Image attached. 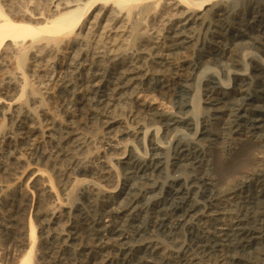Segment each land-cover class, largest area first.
I'll return each mask as SVG.
<instances>
[{
    "label": "bare ground",
    "instance_id": "obj_1",
    "mask_svg": "<svg viewBox=\"0 0 264 264\" xmlns=\"http://www.w3.org/2000/svg\"><path fill=\"white\" fill-rule=\"evenodd\" d=\"M145 1H149V3L147 2L148 4H144ZM153 1H154V5H155L154 9L156 11H159L162 7L161 1L160 0H153ZM167 1H169V0H167ZM213 1H215V0H172V1L168 2V3H170V7H171V10L173 12V13L171 12V14H170V11L168 10L170 7L168 8L167 4L165 3L166 8L169 11V14H167L168 12H166V11H165L166 13L165 14L163 13V14L165 16H166V14L171 15V17L168 18V23L166 20L165 26H164L162 21H161L162 22L161 23L160 21L157 20L158 22H160V24H163L164 29H162V32H160L161 34H159V32H158L159 28L158 29L156 28L157 29L156 33L159 34V36H156L153 34L156 37L152 38V42H151V44H153V46L151 45L152 47L146 48V46L148 44L147 45L145 44L146 46H143V48L145 47V50L148 49L147 51H149V53H147L148 57L144 58V56H141V54L140 55L137 53L133 54L134 52L126 54L127 51L125 53L123 52L122 56L117 54V55L112 57L114 60V63L111 64L112 66H110V67H112L111 71L107 70L106 68H104L106 70H103L104 66L102 65L103 63H101V62H99V63L103 66V67L100 66L102 68V70L98 68L95 71V65H94V63L90 62L92 60L89 59L91 57L88 58L89 61L86 60L87 58H85V56L87 55V53L85 56L83 54H79L81 52L79 49H78V55L75 52L74 53L76 55H72L74 53H70V55L68 54V56L66 58L64 57L67 60H65V65L62 68L63 71L60 73L61 76L59 75V77L57 78V81L56 82L54 81L55 86L58 89L61 88V90H62V88H63V90H64V92H62L60 90V92L63 93V95H62L63 96V102H64L63 108H65V110L69 114H73L76 111H80L81 105L82 106L86 105L90 110L89 112L92 115H94V117L99 116L101 118L104 117V118L108 119L107 121H105V124H106V127L108 129H110L111 132H114V129L116 127H118V128L122 127L121 129L117 128L118 129L117 134H114L113 137L109 135V137H111L110 139L112 140V142L109 141L110 145L107 144L112 149H115V150L121 149V148H119L120 147L119 142L116 143L117 141L115 138L118 139L119 136H123V135L127 136L131 132V130L126 125H125L126 127L123 126L125 123L123 124L122 121L116 120L114 118H109L111 108L114 106H115V108H117L116 105H114L115 101L120 100L121 96L124 92L126 93L127 90H129V89L131 90L132 87L134 89V87L137 84L139 85V87L141 89L140 91H142L144 94L145 93H147V94L151 93L152 94L151 96L153 98H155V100H158V101H159V99H163V100L167 101V98H173L174 96L182 95L181 94L182 91L179 90L181 88L179 85H181L180 82H182L184 79L186 80V78H183L184 76L181 75L180 72H182L183 70L185 71V67L182 70L180 68V66L179 67L176 66L175 63L173 62L175 59L172 61V56L174 55L175 52H178L179 50L184 49L186 51V46L187 45L189 46V44L192 42V37L190 36L191 32L189 34L188 30L189 29L194 30V28H192L195 25L194 23L201 21L202 16H204L207 12H210L209 6H211L210 3ZM216 1H215L216 4L214 5V7L212 9V10H214V14L218 18V20H216V22H217L216 26H215L216 28L211 31V34L209 35L208 40H206L207 42L205 41L206 43L204 45H202L201 52L199 53V56L197 55L198 59H197L196 63L193 64L191 71L197 70L196 68L198 67L199 64H201L203 62L204 63L209 62L211 57L215 58L216 60L222 59V58L227 60L229 63L227 65V67L226 66L225 67L226 68L229 67L230 68L229 70H231V71L232 70L236 71V68H238L240 66V62L238 60L240 53L242 51L244 52L245 50H251V51H255L257 54V56H255L254 58H251L252 59L251 62L253 64V69L255 72V73H253L255 75L252 74L254 80L252 81L253 83L252 82L251 83L254 86L252 85V88H249L248 84H247L248 79L246 80L243 77L242 78L240 77L241 79H239V82H237V85L235 87H233L231 90L227 91L225 89L223 90V88H220L219 83H217L213 80H210L211 78L209 79V77H208L209 80L206 79L207 82H209V84H210L208 86V89H207L208 94L206 95V102L209 105V109H207V110L211 113L210 114L211 117L209 116L210 119L208 121L205 120L201 134L206 136L207 139H209L211 137H216V138L221 140L222 146L220 145L221 147L220 146L218 147L221 149H218L220 151L217 154L219 157H216V158L217 159L219 158L218 161L220 162V164L223 167H227L230 169L234 168V170H230L231 172L228 171L229 173H227V174L225 173L227 175L226 176V182L223 180L225 183H227V182H231L230 184L233 183L232 186H229V187L223 186V184H221V182H219L221 186L219 184H217L218 179L215 178L217 176V174H216V176H214V174H213V173H215L213 166H215L216 164L214 162H213V164H210V161H208V159L207 160H204V158L201 159V155L204 151L201 153L200 152L201 150L199 151V150H196L195 148H193V146H192L193 144L186 143L188 141L184 142L182 140L181 141L178 140L179 142L177 141V143L174 147V153H175V156H173L174 157V161H173L174 165H178L181 163H191V165H194L195 163L199 164L198 166L196 165L197 167H194V168H197V170H199L198 171V177L196 175L195 179L202 186H208L207 191H203V190L202 191H203V195L206 196L207 200H209V205H210V215L207 216L205 214V216L210 217V218L208 220H206L205 223L203 222L205 224V226H204V229H203V232L201 235L200 234L199 235H197V234L192 235L193 241L192 240L191 241L193 242V244L191 246L190 252L189 251L186 252L183 256H180L179 258L176 257V259H175V257H173L174 261L171 260V262H172L171 264H204V263H207L209 261L213 262V260L214 261L221 260L225 264H260L262 261H264V68L261 65V63L264 60V13H262L260 10L261 9L260 2L264 1V0H243L247 3V6L245 7L246 9H245V12H244L242 18L241 19L239 18L240 21L238 20L239 21L238 26H237L238 28H236V26H233V25H228L227 32H223V31H226L225 29L218 31L219 28L220 29L222 28V25H220L222 22V18L228 14L227 4L230 2H233V5H234L235 4L234 2L237 3V2L242 1V0H216ZM37 2H38V0H37ZM97 3L102 4L100 6H103V7H101L99 9L100 10L99 12L98 11L96 12V13H98V15L95 13L97 15V16H95V18L87 20V22H86L87 26L85 27V29L87 28L86 30H88V33L90 35H93L94 31L96 32L95 34L97 36H98L97 32H99L103 36L105 34H110V32L112 33V35H113V33L116 34L115 40L113 38L112 39L113 42H111V43H114V41H115V44H116V42H117V46H119L118 47L119 49H121L122 47H126V45H125L126 39L125 38H127L129 36V34H128V36L124 38V36L126 35L125 34L126 29H127L126 25H128L126 23H130L132 21L133 17L137 13V11L140 10L141 13H146V12L150 11L151 7H152L151 6L152 2H150V0H65V2H60V0H56L51 5L52 7L50 6L51 10H50L49 14H47V17L44 16V15H46V13L45 14L41 13L40 17L37 18L35 15H31L32 13L29 15V14H27V12L21 13V14H19V12H17L18 15H17V13H16V15H15V13H14V15L12 13L10 14V12L7 11L9 9L5 10L4 6L0 2V48L4 44H6L5 51L3 50L4 52L1 54V57L9 58V57H12L14 54H16V61L15 62L17 64V68L19 67V69H24V67L27 65L28 49H30L33 46L38 45L40 43H42V44L45 43L46 45L59 46L61 44V42H63V40H65V38L70 37L72 35L76 36L77 35V33H76L77 28L85 21L86 15L93 9L94 5ZM40 4H42V3H40ZM109 4L110 5L112 4L114 6L113 8L111 7L112 5L110 6L111 7V9H110L111 14L109 13L110 14V21L106 19L108 24H105L106 23L105 22V23H101L102 25L104 24L103 26L99 25L100 24V23H98V21H100V20H98L99 19L98 17L100 16L99 13L105 12L104 8L107 7ZM242 5H240V6L242 7ZM229 6H230V4H229ZM48 7H49V5H48ZM44 8H46V7H44ZM108 15H107V17H108ZM101 17L103 18V16H101ZM136 17H138V16L136 15ZM233 17H234V15H233ZM139 18H140V16H139ZM163 18H162V20H163ZM165 18H164V20H165ZM134 21H136V20H134ZM134 21H133V24H134ZM110 22H112V23H110ZM234 23H235V21H234ZM192 24H194V25L190 28V26ZM213 24H214V22H213ZM113 25H114V27H113ZM142 25H144V24H142ZM84 26H85V24H84ZM225 26H226V23H225ZM140 27H141V25H140ZM212 28H213V26H212ZM153 30H155V28H153ZM79 31H81V30H79ZM79 31H78V33L80 34ZM81 33H82V31H81ZM88 33H86L87 34L86 36L85 35H81V36L82 37L85 36L87 39ZM193 34H194V32H193ZM138 35L141 36L140 33ZM97 36H95V37H97ZM77 37H78V35H77ZM70 40L73 41V39H70ZM87 40H90V39H87ZM146 40H147V38H146ZM26 42H29L28 44L31 45L30 48L29 47H27V48L23 47V44H25ZM99 42L97 41V43H99ZM105 43H106V41H105ZM126 43H128V42H126ZM148 43H149V41H148ZM26 44H25V46H26ZM101 44H103V43H101ZM70 45H72V44H70ZM80 45H81V43H80ZM87 45H89V44L87 43ZM97 45H95V46H97ZM20 46L23 48H21ZM83 47H85V45ZM199 47H201V46H199ZM54 48H56V47H54ZM102 48H104V46ZM126 48H124V49H126ZM94 49H95V47H94ZM97 49H98V47H97ZM117 49H115V50H117ZM115 50H114V52H115ZM89 51H91V50H89ZM97 51H95V52L97 53ZM101 51L103 52L102 49L100 50V52ZM106 51L108 52V50H106ZM112 51H113V49H112ZM137 51H140L139 48ZM199 51H197V52H199ZM63 52H65V51H63ZM67 52H65V53H67ZM116 52L118 53V51H116ZM90 53L92 54L93 51ZM94 54H92V55H94ZM98 57L100 58L101 56H98ZM112 58H111V60H112ZM213 58L211 60H213ZM12 59H11V61H12ZM107 59H108V56H107ZM28 61H30V60H28ZM190 61H192V60H190ZM109 62L110 61H108L107 63H109ZM150 62H151V64H153L155 66L154 69H152L154 66L153 67H152V65L150 66V64H149ZM251 62H249V63L251 64ZM8 63H9V61H8ZM12 63H14V62H12ZM96 63H98V62L96 61ZM99 63H98V66H99ZM187 66H189V65H187ZM243 66H241L240 69ZM189 68H190V66H189ZM145 69H147L146 70L147 73H144ZM149 69L154 70L153 73H151L152 70H150V73H148ZM186 69H188V68H186ZM240 69H238V70H240ZM39 70H40V68H39ZM238 72H240V71H238ZM190 75H191V73H190ZM238 75L242 76L241 74H238ZM21 76H22V79H24L23 78L24 74ZM52 76H53V74H52ZM188 76H189V73H188ZM6 78H8V77H6ZM193 78H194V76H193ZM212 78H214V76ZM51 79H52V77H51ZM51 79L48 80L49 83H50V81H52ZM18 82H20V81H18ZM21 82H23V81H21ZM12 83H14V81H12ZM52 83H53V81H52ZM5 84H7V83H5ZM8 84H11V82H9ZM235 84H236V82H235ZM22 85H23V87H21L20 83H19V86L22 88V93L24 95V93L27 92L29 85H28V82H26V81ZM48 85H50V84H48ZM16 86H18V85H16ZM178 86L180 87L179 89H178ZM0 90H1V88H0ZM4 90H5V88H4ZM16 90H17V88H16ZM30 90H31V88H30ZM31 92H32V90H31ZM129 94H131V93H129ZM204 94H205V92H204ZM40 95H42V94H40ZM139 96H140V94H139ZM41 97L44 98L43 95ZM141 97H142V95L140 96V98H137L135 96L133 98V100H131V102H130L131 119L132 118H135V119L141 118L142 120L145 119V120L149 121L150 125L153 124L155 127L157 126V129H156L157 134H159L161 132L162 128H163L162 130H164L163 133L164 132L169 133V132H171L172 128L180 129L183 126H186V127H192L193 126V124L188 120V118L183 117V116H179L175 112L169 113V112L161 111L158 108L156 109L153 107V105L151 103L148 102L147 99L143 101L141 99ZM19 99H21V96ZM59 99H60V97H59ZM178 99H180V98H178ZM203 100H205V98ZM15 101L17 102L18 100H15ZM19 101H21V100H19ZM42 101H43V99H42ZM149 101H151V100L149 99ZM9 102H10V100H9ZM16 102H15V104H16ZM39 103L37 102V104H39ZM162 103H164V101ZM177 103H178L177 109L179 110V113H184L185 108H187V105L184 103H179V102H177ZM8 104L7 105L9 107L14 106L13 103H11V104L8 103ZM18 104H20V103H18ZM44 104H45V102H44ZM255 104H258V105L255 106ZM40 105L41 104H39V106ZM250 106L255 107V109H248L247 107H250ZM16 108H18V107H16ZM81 108H84V107H81ZM84 109H86V108H84ZM113 110H114V112H116L115 109H113ZM14 111H16V110H14ZM45 111H44V113H46ZM29 112H31V111L29 110ZM79 114H81V112ZM112 114H111V116L115 115V114L114 115H112ZM27 115H28V113H27ZM29 115H30V113H29ZM31 115H33V114H31ZM30 117L32 118V116H30ZM70 117H71V115H70ZM114 117H116V116H114ZM204 119H206V118H204ZM138 123H139V120H138ZM27 124H29V123H27ZM27 124H24L23 126L20 125L21 127L19 129V131H20L19 133H20V135H22L24 140L32 139V137H34V135L38 131V129L35 126H32L33 124L31 125V123H30V125H28V126H27ZM34 124H36V123H34ZM52 124H50L51 127H48V129H47L48 138H49V139L48 138L47 139L49 141L51 140L50 141L51 145H52L51 148H53L51 151L52 153L51 152H41V149L43 147L39 150L37 145L33 144V142H32V145L29 144V146L27 147L28 150L30 151V153L32 154V156L35 157L38 161L43 160L46 156L50 160H52V157H53V159L57 160L56 159L57 157L66 156V155L72 153L71 152L72 149L77 148L79 145H81L80 141L83 138L81 140H79L78 139L79 137H77V135L73 132L74 130L72 132H70L73 128L70 131L68 129H67L68 131L67 130L63 131L60 129L55 130L54 124H56V123H52ZM50 125L48 123V126H50ZM38 128H40V127H38ZM200 128H202V127L200 126ZM140 133H141V131H140ZM108 134H109V131H108ZM144 134H145V132H144ZM148 134H149V132H146V137ZM169 134H166V136H168ZM137 135H138V133L135 136H137ZM164 135H165V133H164ZM45 136H46V133H45ZM166 136H161V137L166 138ZM202 138H203V136H202ZM202 138H200V139H202ZM32 141H33V139H32ZM17 142H19V141H16V143L13 142V144H12V146L15 147V150L18 147ZM30 142L31 141H29V143ZM127 142H129V141H127ZM173 144H172V147H173ZM25 145H26V143H25ZM161 145L158 144V149L163 150ZM247 145H251L253 147L251 150L247 151V152H249V151L250 152H249V154L247 153L248 155H247L246 159L243 160V162L245 161V163H243L241 161L243 165H241L239 168H236V167H238L236 165V163L239 162V159L242 157V155H244L245 150L247 149L246 148ZM20 146H21V144H20ZM123 146H124V144H123ZM49 149H50V147H49ZM84 149H85V147H84ZM15 150H14V152H15ZM142 150H144V148ZM6 151H8V150H6ZM13 153L8 152L7 156H11ZM87 153H88V151L86 152V154ZM118 153H117V155H118ZM144 153H145V151H144ZM78 154H79V152H78ZM129 154H130V152H129ZM131 154H132V152H131ZM159 154L160 153L154 154L153 156H155V157L151 158L150 160H142L141 158H136L137 156L133 157V156L129 155L128 157H126L127 161H125V163H124L125 165H127L129 167L128 168L129 169L128 174L132 177L139 178L141 181H145V183H146V181L147 180L149 181L150 177H152L151 174H153V172L155 170H158L163 165L162 162L160 161V158H158V157H160ZM1 156H3V155L1 154ZM4 156H5V154H4ZM7 156H6V159H7ZM68 156H70V155H68ZM138 156H140V155H138ZM156 156H158V157L156 158ZM211 156L213 157V155H211ZM211 156H209V157H211ZM97 158H98V156H97ZM6 159H4V160L2 159V160L6 161ZM17 159H18V157H17ZM65 159H68V158L66 157ZM65 159H63V161ZM94 159L96 160V157ZM118 160H119V158H118ZM3 161H2V163H3ZM60 161L61 160H59V162ZM104 161H106V159ZM14 162H17V161L14 160ZM84 162H85V160H84ZM113 162H114V160H113ZM219 162H218V164H219ZM91 163H93V160L91 161ZM91 163H89V164H91ZM102 163H104V162H102ZM16 164L17 163H15V165ZM84 164L86 165L87 163L85 162ZM94 164H96V163H94ZM101 164H100V168H101ZM237 164L240 165V163H237ZM49 165H50V163H49ZM13 166H14V164H13ZM66 166H69V165H66ZM108 166L106 165L107 172H104L101 174L106 175L109 173L108 172L109 171ZM93 167H95V166H93ZM218 167H219V165H218ZM227 168H224V169L226 170ZM90 169L91 168L87 169V171ZM56 170L58 171V169H56ZM72 170H73V167H72ZM81 170H86V167H82ZM220 170H222L221 167H220ZM6 171H4V173ZM68 171H70V170H68ZM194 171L195 170H193V172ZM212 171H213V173H211ZM28 172H30V171H28ZM75 172L77 173L78 171H75ZM32 173H35V172H32ZM93 174H95V173H93ZM115 174L116 173L114 172V175ZM196 174H197V172H196ZM19 175H21V173ZM30 175H32V174H30ZM15 176H17V175H15ZM153 176H154V174H153ZM13 178H15V177H13ZM19 178H20V176H19ZM92 178H93V176H92ZM65 181L64 182L67 183V180H65ZM68 181H70L69 178H68ZM223 181H222V183H223ZM98 182H100V181L98 180ZM61 183L65 185V183H63V182H60L59 185ZM43 184H45V183L43 182ZM67 184H69V183H67ZM106 184H108V183H106ZM141 184H140V187H141ZM96 185H98V184H96ZM103 185H105L104 182H103ZM112 185L111 186L114 187V184H112ZM177 185L172 186L167 191L164 190V191H166L165 195H163V197H161V199L155 200L153 203L148 204L145 209H142L144 206H142V208H140L139 207L140 205L136 207V205H134L135 204V198L131 199L129 204H131L132 206L134 205L132 207V211L125 210L124 209L125 206L123 205V207H122V204L120 202H119V205H121V207L119 205H115L117 196H114L113 192H104L105 193L104 195L109 194V196H105V199L102 201L100 206L97 208L98 213H99L98 217L95 219L93 217L92 221L91 220L86 221L85 228H83V233H82L83 235H81L86 240V242H87L86 244L91 246L92 251L90 253L89 252L86 254L84 253L85 256H83L84 257L83 258L82 257V255H84V254H82L83 252L74 253V252H72L73 250L66 251V250L61 248L62 249L61 254L58 257L56 262H58L60 264H68L69 262L71 263L72 261H78L81 263L90 264L94 257L101 256V257L106 258V259L104 258L105 260H102L103 261L102 264L103 263H105V264H163L162 257H161L163 254L161 255V253H160V248L158 247L159 244L158 245L155 244L154 241L149 242L146 246H143L142 248L137 249V250L136 249L128 250L124 247L125 246L124 243H121V242H123V240H124L123 238L125 237V230H127L128 228H133L135 230L134 231V234L136 235L135 237H140L141 239L144 238L143 235L149 234V232H152V229H154V230L157 229L160 232H162L163 234H165V236L170 237L172 239H176L177 237H179V232H180L181 228L183 227V225L185 224L186 220L188 219L189 215L192 213L193 208H192V205H190L191 203L188 204V202H187V194L184 192V190H183L184 188L177 187ZM94 186H95V184H94ZM221 187H224V188L227 187V188L221 189ZM43 188L41 189L42 193H43V190H45ZM64 188L66 189V187H64ZM92 188H94V187H92ZM108 188H110V186ZM94 190H96V189H94ZM114 190L115 189H113V191ZM130 190H132V192H130L131 196L133 194H135L134 193L135 191H137L135 187H130ZM46 191H47V189H46ZM90 191H91V189H90ZM148 192H150V191H148ZM143 194H146V192ZM91 195H89V196H91ZM131 196H129L128 198H131ZM87 197H86V199H87ZM82 198H84V197L82 196ZM94 199H96V198H94ZM91 200H93V199H91ZM91 200H90V202H91ZM124 202H126V201H124ZM87 204H88V202H87ZM90 205L93 206L92 204H90ZM74 207H77V206H74ZM207 207H209V206L207 205ZM93 210L95 211L94 207H93ZM141 210H143L145 212L144 218H142L143 216L141 217V215H140L141 212H139V211H141ZM55 211H56V209H55ZM88 211H91V209ZM53 212H54V210H53ZM77 213L79 214L80 211ZM56 214H57V212H56ZM76 216H78V215H76ZM79 216L81 217L80 214H79ZM83 217H84V215H83ZM83 217H81V219ZM91 217H92V215H91ZM55 218H57V217H55ZM66 221H68V220H66ZM139 223L145 224V226L140 227L139 225H141V224H139ZM74 226H75V224H74ZM64 227H65V225H64ZM201 230L202 229H200V231ZM59 234H61V233H59ZM73 234H71V235H73ZM29 236H30L29 237L30 250L22 259L21 264H31V262H32L31 261L32 260V254L34 252L33 249L35 248L34 245H35L36 238H37L33 226L31 227ZM81 236H80V239L82 238ZM76 237L77 236H75V239H76ZM78 237H79V235H78ZM181 237H180V239H181ZM52 238H53V236H52ZM52 238L49 241L50 247H48V248L46 247L50 251L53 249V246H55V245L57 246L58 244H60L62 242L61 239L59 240L58 238H55V237H54L55 239H52ZM148 238H150L149 235H148ZM65 239H67V237H65ZM106 239L108 241H106ZM141 239L139 241H141ZM166 239L169 240V238H166ZM76 240H79V238ZM85 240H84V242H85ZM79 243H80V241H79ZM71 244H73V243H71ZM67 245H69V244H67ZM74 245H76V244L74 243ZM80 245H81V243H80ZM87 245H86V247H87ZM77 246H79V244H77ZM65 249H67V248H65ZM74 249L76 250L77 248H75V246H74ZM164 249H166V248H164ZM56 250H54V251H56ZM105 251H106L107 255H106V253H104V254L107 257L105 255L103 256V254H102ZM127 251H129V252H127ZM164 252L165 251H163V253ZM56 253H57V251H56ZM52 254H54V252ZM54 255H56V254H54ZM50 257H52L51 254H50ZM56 257H57V255H56ZM56 257H54V258H56ZM101 257H100V259H101ZM95 260H98V259H94L93 262ZM164 260H166V259H164ZM167 262H165V264H167ZM213 263H215V262H213ZM91 264H94V263H91ZM95 264H97V263H95ZM218 264H220V263H218Z\"/></svg>",
    "mask_w": 264,
    "mask_h": 264
},
{
    "label": "rangeland",
    "instance_id": "obj_2",
    "mask_svg": "<svg viewBox=\"0 0 264 264\" xmlns=\"http://www.w3.org/2000/svg\"><path fill=\"white\" fill-rule=\"evenodd\" d=\"M55 1L56 0H46V1L45 0H38V2H37V0H0V2L4 6L5 10H7V9L10 10V11L7 10L8 12H10V14L12 13L14 15V13H15V15H16L17 12H19V14L27 12V14L30 15L32 13L31 15H35L37 18L40 17L41 13H43V14L46 13V15H44V16L47 17V14H49V12L51 10V7H52L51 5ZM160 1H161V4H162V7H161V9L159 8L160 9L159 11H156L154 9V7H155L154 1L150 0V2H152L151 3L152 7H151L150 11H148L146 13H141L140 10H139V11H137V13L138 12L139 13L138 14L136 13L135 16L133 17V19L131 21L132 23L131 22L130 23H126L128 25H126L127 29H126V33H125L126 35L124 36V38L127 37L128 34L130 36V37L128 36L127 38H125L126 42H128V43L125 42V45H126L127 48L126 47H122L121 49H119L118 48L119 46H117V42H116V44H115V41H114V43H111V42H113V40H112L113 38L115 40V35L116 34H114V33L112 35V33L110 32V34H105L103 36L99 32H97L98 36L99 35L101 36V37L99 36L100 37L99 38L95 34L96 33L95 31L93 32L94 33L93 34L94 36H93V35H90L88 33V30H86L87 28L85 29V27L87 26L86 25L87 20L95 18V16L98 15V13H96V12L97 11L99 12L100 11L99 9L101 7H103V6H100V5H102L100 3L95 4L93 9L86 15L85 21L82 23L83 25L81 24L79 26L81 29L79 27L77 28L76 33H77L78 37H77V35L76 36L72 35L70 37H67V38H65V40H63V42H61V44L59 46L46 45L45 43H43V44L40 43V44L35 45L32 48H30L31 45L28 44L29 42H26L27 44L25 43L26 46H25V44H23V47H25V48L29 47L30 48V49H28V52H27V58L30 61L27 60V65L24 67V69H19V67L17 68V64L15 62L16 61V54L13 55L14 57L13 56L9 57L10 59L1 57V54L5 51L6 44H4L0 48V85H1L0 86V88H1V90H0V100H1L0 101L1 102L0 103V161H1L0 162V164H1L0 165V187H1L0 188V264H21L22 259L24 258V256L30 250V247H29L30 246V240H29L30 236H29V234H30V230H31L32 226L34 227V230H35L37 238H36V242H35V245H34L35 248L33 247L34 248L33 249L34 252L32 254V260H31L32 262H31V264H34V263L35 264H60V263H58L56 261H57L58 257L60 256L62 249L66 250V251L73 250L72 252H74V253H76V252H83L82 254H84V253L86 254L88 252L90 253L92 251L91 246L86 244L87 243L86 240L81 235H83L82 234L83 233V228H85L86 221L87 220L88 221H90V220L92 221L93 217H94V219L98 217L99 213H98V209L97 208L100 206L102 201L105 199V196H109V194L108 195H104L105 194L104 192H113V195L117 196L115 205H119V202H120L122 204V207H123V205L125 206L124 207L125 210L132 211V207L134 205H136V207L140 205L139 206L140 208H142V206H144L142 209H145L148 204L153 203L155 200L161 199V197H163V195H165V192L169 188H171L172 186L177 185V184H178L177 187L184 188L183 190L187 194V202H188V204L191 203L190 205H192V208H193L192 213L189 215L188 219L186 220L185 224L183 225V227L181 228V230L179 232V237H177L176 239H172L170 237L165 236V234H163L159 230L152 229V232H149V234L143 235L144 238L141 239L140 237H135L136 236L134 234L135 230L133 228H128L127 230H125V237L123 238L124 240L121 243H124V245H125L124 247L126 249H128V250H130V249L131 250H133V249L137 250V249L142 248L143 246H146L149 242L154 241L155 244H157V245L159 244L158 247L160 248V253H161V255L163 254L161 256L163 264H165V262H167V261H168L167 264L168 263L171 264L172 263L171 260L174 259L173 257H175V259H176V257L179 258L180 256H183L186 252H188V251L190 252L191 246L193 244L192 235H194V234H197V235L200 234L201 235L202 232H203L204 226H205L204 223L206 222V220H208L210 218V217H207V216L210 215L209 200H207L206 196L203 195V191H207L208 186H202L195 179L196 175L198 177V171L199 170H197V168H194V167H197L199 164H196V163L194 165H191V163H181V164H178V165H174L173 164L174 163L173 162L174 161V157L173 156H175L174 147H175V145H176L178 140H180V141L182 140L184 142L188 141L186 143L193 144L192 146L196 150H199V151L201 150L200 151L201 153L204 151L202 153V155H201V159L202 158H204V160L208 159V161H210V164H213V162L216 164V165L214 164L215 166H213V168L215 170V173H213V171L211 173H213L214 176H216V174H217V176L215 177V178L218 179L217 180V184L220 185L219 182H221V184H223V186H227V187L233 185V183L230 184L231 182H227V183H225V182H226V176H227L226 174L231 172L230 170H234V168L230 169V168H227V167H223L220 164V162L218 161L219 158L218 159L216 158V157H219L217 154L220 151L218 149H221V148H218L222 144L221 140L216 138V137H211L212 139L209 138L210 139L209 140V139H207L206 136L201 134V132L203 130V124L205 123V120L208 121L210 119L209 116L211 117V115H210L211 113L207 110V109H209V105L206 102V95L208 94V90L207 89H208V86L210 85L209 82H207V80H209L211 78L210 80H213V81L219 83L220 88H223V90L225 89V90L229 91L233 87H235L237 85V82H239V79H241L243 77L246 80L248 79L247 80L248 87L252 88V85H253L252 81L254 80L252 74L255 73V72H254V69H253V64L251 62L252 61L251 58H254L255 56H257V54H256L255 51H251V50H245L244 52L242 51L240 53V56H239V59H238L239 62H240V66L238 68H236V71L235 70H232V71L229 70L230 69L229 67L226 68L228 63H229L227 60H225L223 58L216 60L213 57L210 58V60L212 58H213V60L210 61L208 59L209 62H207V63L203 62V63L198 65V67L196 68L197 70L191 71V68L193 67V64L196 63V61L198 59V56H199V53L201 52L202 45H204L207 42L206 40H208L209 35L211 34V31L216 28L215 27L216 23H217L216 20H218V18L214 14V10H212L214 5L217 2L216 0H215L216 2L213 1V2L210 3L211 6H209L210 8L208 7L210 9V12H207L204 16H202L201 21L196 22V23H194L195 25L192 24L190 26V28H191L194 25L192 27V28H194V30L192 29L193 31L191 29L188 30L189 34L191 32V34H190V36L192 37V42L190 43L191 45L189 44V46L188 45L186 46V51L184 49H183L184 51L183 50H179L180 52L179 51L175 52L174 55L172 56V61L175 59L173 62L175 63L176 66H178V67L180 66V68L182 70L185 67V71L183 70L184 72L182 71V72H180V74L183 75L184 76L183 78H186L187 81L184 79L182 82H180L181 85H179V86L181 88L178 86V89L180 88L179 90L182 91L181 92L182 95H177V96H174L173 98H167V101L163 100V99H159V101H158V100H155V98H153L151 96L152 95L151 93L150 94H147V93L144 94L142 91H140L141 89H140L139 85L137 84L136 85L137 87L135 86L134 89H133V87L131 88L132 91L130 89L127 90L126 93L124 92L122 94L120 100L115 101L114 105H116L117 108H115V106L112 107V108L115 109L116 112H114V110L111 108V112H110L109 118H114L116 120L122 121L123 124L125 123L123 126L126 125L131 130V132L127 136L123 135V136H119L118 139L115 138L116 141H117L116 143L119 142V146H120L119 148H121V149H116V150L112 149L107 144L110 145V142H112V140L110 139L111 137H109V135L113 137L114 134H117L118 129H121L122 127L121 128L116 127L114 129L115 133L111 132L110 129H108L106 127V124H105V121H107L108 119H106L104 117L101 118L99 116H97L98 118L96 116L94 117V115H92L89 112L90 110H89V108L86 105H83V106L81 105L80 106V111L74 112L73 113L74 115L73 114H69L65 110V108H63V103L64 102H63V96H62L63 93L62 92H64V90H63V88H62V90H61V88L58 89L55 86V82L57 81V78L59 77V75L61 76L60 73L63 71L62 68L65 65V60H67L65 58L68 56V54L70 55V53H74L75 52L78 55V49L81 51V52L79 51L80 52L79 54H83L85 56L86 53H87V55H86L87 57L85 56V58H87L86 60H88V61H89V59L92 60L90 62L94 63L95 71L98 68L102 70L101 67H103V66H104L103 70L107 69V70L111 71L112 67H110V66H112L111 64L114 63V60H113L112 57L117 55V54L122 56L123 52L125 53L126 51H127L126 54L134 52L133 54H136V53L139 54V55L141 54V56H144V58L148 57L147 53H149V51H147L148 49L145 50V47L143 48V46H146L147 44H148L147 45L148 47L146 46V48H150V47L153 46V44H151L152 38H154L156 36H159V34H161L160 32H162V29H164L163 27L166 24V20H167V23H168V18L171 17V15H167V14H169V11H170V14L172 12L171 7H170V3H168V2H170L172 0H169V1L160 0ZM60 2H65V0H63V1L60 0ZM147 2L149 3V1H145L144 4H148ZM40 3H42V4H40ZM165 3L167 4L168 8L170 7L168 9L169 11L167 10ZM234 3H235L234 5H233V2H230V3L227 4L228 14L225 15L222 18V22L220 24V25H222V28L221 29L219 28L218 31L225 29L226 31H223V32H227L228 25H233V26H236V28H238L237 27L238 26V22L240 21V19L242 18L243 14L245 12V9H246L245 7L247 6V3L245 1H243V0L239 1L237 3L236 2H234ZM229 4H230V6H229ZM48 5H49V7H48ZM111 5L109 4L107 7L104 8L106 13L105 12L99 13L100 16L98 17L99 18L98 20L101 21V22L98 21V23H100L99 25H102L101 23H105V22H106L105 24H108L107 20L110 21V14H111L110 13V9H111V7L112 8L114 7L113 5L112 6ZM240 5H242V7ZM260 5H261V9L260 10H261L262 13H264V1H261ZM44 7H46V8H44ZM165 11L168 12L166 14V16L164 15L166 13ZM17 15H18V13H17ZM107 15H108L109 18L107 17ZM136 15L138 17H136ZM233 15H234V17H233ZM101 16H103V18ZM139 16H140V18H139ZM161 17L162 18L164 17L165 20H164V18L162 20ZM134 20H136V21H134ZM157 20L160 21V22L162 21L164 26H163V24H160V22H158ZM133 21H134V24H133ZM234 21H235V23H234ZM140 22L142 24H144V25H142ZM213 22H214V24H213ZM110 23H112V22H110ZM225 23H226V26H225ZM84 24H85V26H84ZM139 24L141 25V27H140ZM212 26H213V28H212ZM113 27H114V25H113ZM153 28H155V30H153ZM156 28L157 29L159 28L158 29L159 34L156 33L157 32ZM79 30H81L82 33ZM78 31L80 32V34L78 33ZM193 32H194V34H193ZM86 33H88L87 39H90V40L86 39V37H85L87 35ZM139 33L141 34V36L138 35ZM153 34L156 35V36H154ZM81 35H85V36L82 37ZM95 36H97V37H95ZM146 38H147V40H146ZM70 39H73V41L70 40ZM97 41L98 42L100 41V42L97 43ZM105 41H106V43H105ZM148 41H149V43H148ZM69 43L72 44V45H70ZM80 43H81V45H80ZM87 43L89 45H87ZM101 43H103V44H101ZM84 45H85L86 48L83 47ZM95 45H97V46H95ZM103 46H104V48H102ZM199 46H201V47H199ZM23 47H21V48H23ZM54 47H56V48H54ZM94 47H95V49H94ZM97 47H98L99 50L97 49ZM124 48H126V49H124ZM138 48H139L140 51H137ZM101 49L103 50V52L102 51L100 52ZM112 49H113V51H112ZM115 49H117V50H115ZM89 50H91V51H89ZM106 50H108V52ZM114 50H115V52L118 51V53L117 52L115 53ZM63 51H65V52L68 51V52L65 53ZM92 51H93L92 54L95 53L94 55H92L90 53ZM95 51H97V53ZM197 51H199V52H197ZM75 53L72 54V55H76ZM98 56H101V57L99 58ZM107 56H108V59H107ZM89 57H91L92 59L89 58ZM111 58H112V60H111ZM11 59H12V61H11ZM190 60H192V61H190ZM8 61H9V63H8ZM96 61L98 63L99 62L103 63L102 64L103 66L100 63H99V66H98V63H96ZM108 61H110V62L107 63ZM12 62H14V63H12ZM249 62H251V64ZM149 64H150V66L152 65V67L154 66L153 64H151V62ZM263 64H264V60L261 63L262 67L264 68ZM187 65H189L190 68ZM241 66H243V67L240 69ZM39 68H40V70H39ZM104 68H106V69H104ZM154 68H155V66L152 69H154ZM186 68H188V69H186ZM152 69H149L148 73H150V70H152ZM238 69H240V70H238ZM146 70L147 69H145L144 73H147ZM153 71L154 70H152L151 73H153ZM238 71H240V72H238ZM22 73L24 74V76H23L24 79H22V76H21V75H23ZM188 73H189V76H188ZM190 73H191V75H190ZM52 74H53V76H52ZM238 74H241L242 76H239ZM253 75H255V74H253ZM193 76H194V78H193ZM213 76H214V78H212ZM6 77H8V78H6ZM51 77H52V79H51ZM208 77H209V79H208ZM50 79L53 81V83H52V81H50V83H49L48 80H50ZM7 80L9 82H11V84H8L9 82ZM12 81H14V83H12ZM18 81H20V82H18ZM21 81H23V82H21ZM25 81L28 82L29 86H28L27 92H25L24 95H23L21 87H23L22 84H24ZM234 81L236 82V84H235ZM5 83H7V84H5ZM19 83H20L21 87L19 86ZM48 84H50V85H48ZM16 85H18V86H16ZM4 88H5V90H4ZM16 88H17V90H16ZM30 88H31L32 92H31ZM60 90L62 92H60ZM204 92H205V94H204ZM129 93H131V94H129ZM40 94H42L44 96V98L41 97L42 95H40ZM139 94H140V96L142 95L141 99L143 101L147 99L148 102L151 103L154 108H156V109L158 108L161 111L169 112V113L175 112L179 116L186 117L193 124V126L192 127L183 126L184 128L181 127L180 129L172 128L171 132H169L170 134L168 132H164L165 133V135H164V133H163L164 130H162L163 128L161 129V132L159 134H157L156 133L157 126L155 127L153 124L150 125V122L145 120V119H143V120L141 118H137V119L132 118L131 119V116H130V114H131L130 113L131 112L130 102H131V100H133V98L135 96L137 98H140ZM20 96H21V99H19ZM59 97H60V99H59ZM41 98L43 99V101H42ZM178 98H180V99H178ZM204 98H205V100H203ZM149 99L152 102L149 101ZM9 100H10V102H9ZM15 100H18V101L21 100L22 102L21 101H19V102L17 101L16 102ZM163 101H164V103H162ZM15 102H16V104H15ZM37 102L38 103L40 102L39 104H41L40 105L41 107L39 106V104H37ZM44 102H45V104H44ZM177 102L184 103V104L187 105V108H185V112L184 113H179V110L177 109V106H178ZM8 103H10V104L13 103L14 106L13 107H9ZM18 103H20V104H18ZM256 105H258V104H255V106ZM16 107H18V108H16ZM81 107H84L86 109L81 108ZM247 108L248 109H255V107H251V106L247 107ZM14 110H16V111H14ZM29 110L31 112H29ZM44 111L46 113H44ZM26 112L28 113V115L30 113V115L28 116ZM80 112H81V114H79ZM31 114H33V115H31ZM111 114L112 115L115 114L114 116H116V117L111 116ZM70 115H71V117H70ZM30 116H32V118ZM203 117L206 118V119H204ZM138 120H139V123H138ZM33 122L36 123V124H34ZM51 122L52 123H56V124H54L55 130H59L60 129V130L66 131L68 129L70 131L73 128L70 132H72L74 130L73 132L77 135V137H79L78 139L81 140L83 138L82 139L83 141L81 140L80 141L81 145H79L77 148H74L77 152L74 149H72V151H71L72 153L68 154L70 156L66 155V156H63V157H57L56 158L57 160L53 159V157H52V160H50L46 156L43 160H39L38 161L35 157L32 156V154L30 153V151L28 150L27 147L29 146V144L32 145V142H33V144L37 145L39 150L43 147L41 149V152H51L52 151L53 148H51L52 147L51 142H50L51 140L50 141L48 140L49 138H48V131H47L48 127H51V125H50V124H52ZM27 123H29V124H27ZM30 123H31V125L33 124L32 126H35L38 129V131H39V132L37 131V133L34 135V137H32L33 141H32V139L24 140L22 135H20V133H19L20 132L19 129H20L21 126H23L24 124H27V126H28V125H30ZM48 123H49L50 126H48ZM200 126L202 128H200ZM38 127H40V128H38ZM108 131H109V134H108ZM140 131H141V133H140ZM144 132H145V134H144ZM146 132H149L147 137H146ZM45 133H46V136H45ZM137 133H138V135L135 136ZM166 134H169V135L166 136ZM161 136H166V138L165 137H161ZM202 136H203V138H202ZM200 138H202V139H200ZM16 141H19V142H17L18 147L15 150V147H13L12 144H13V142L16 143ZM29 141H31V142L29 143ZM127 141H129V142H127ZM25 143H26V145H25ZM20 144H21V146H20ZM123 144H124V146H123ZM158 144L159 145L162 144L161 146H162L163 150L162 149H158ZM172 144H173V147H172ZM49 147H50L51 150L49 149ZM84 147H85V149H84ZM252 147L253 146H251V145H247V147H246L247 149L245 150V153H244L245 156L242 155V157H241L242 159L240 158L239 162H237V163H240V165H238L236 163V165L238 166V167L235 166L236 168H239L241 165H243L242 164L243 160L246 159L247 155L250 152V151L249 152H247V151L251 150ZM143 148H144V150H142ZM6 150H8V151H6ZM14 150H15V152H14ZM87 151H88V153L86 154ZM144 151H145V153H144ZM8 152H11V153L14 152L13 153L14 155L12 154L11 155L12 157L11 156H7ZM78 152H79V154H78ZM129 152H130V154H129ZM131 152H132V154H131ZM117 153H118V155H117ZM158 153H160L159 154L160 157L156 156V158L157 157L160 158V161L162 162L163 165H162L161 168H159L158 170H155L153 172L154 176H153V174H151L152 177H150L149 181L147 180L146 183H145V181H141L139 178L132 177V176H130L128 174V171H129L128 168L129 167L124 164L125 161H127L126 157L131 155L133 157L137 156L136 158H141L142 160H150L151 158L155 157V156H153L154 154H158ZM1 154L3 156H1ZM4 154H5V156H4ZM138 155H140V156H138ZM211 155H213V157ZM6 156H7L8 160L6 159ZM97 156H98V158H97ZM209 156H211V157H209ZM17 157H18V159H17ZM66 157L68 159H65ZM95 157H96V160L94 159ZM118 158H119V160H118ZM2 159L3 160L6 159V161H3ZM63 159H65L66 161L65 160L63 161ZM105 159H106V161H104ZM14 160L17 161V162H14ZM59 160H61V161L59 162ZM84 160L87 163L86 165L84 164L85 163ZM92 160H93V163H91ZM113 160H114V162H113ZM2 161H3V163H2ZM5 162L6 163L8 162V163L6 164ZM98 162L100 164L102 162H104L105 164L102 163L103 165L101 164V168H100V164ZM218 162H219V164H218ZM15 163H17V164L15 165ZM49 163H50V165H49ZM89 163H91V164H89ZM94 163H96V164H94ZM243 163H245V161ZM13 164H14L15 167L13 166ZM66 165H69V166H66ZM106 165L107 166L109 165L108 166V169H109L108 172L110 174L109 173L106 174V175L105 174H101V173L107 172ZM218 165H219V167H218ZM93 166H95V167H93ZM72 167H73V170H72ZM82 167H86V170H81ZM220 167L222 168V170H220ZM89 168H91L92 170L90 169V170L87 171V169H89ZM224 168H227V169L225 170ZM56 169H58V171ZM68 170H70V171H68ZM193 170H195V171L193 172ZM4 171H6V172L4 173ZM28 171H30V172H28ZM75 171H78V172L76 173ZM32 172H35V173H32ZM114 172L116 173L115 175H114ZM196 172H197V174H196ZM20 173H21V175H19ZM93 173H95V174H93ZM30 174H32V175H30ZM15 175H17V176H15ZM91 175L93 176V178H92ZM19 176H20V178H19ZM13 177H15L16 179L13 178ZM68 178H69L70 181H68ZM95 179L96 180L98 179L100 182H98V180L96 181ZM65 180H67V183H69V184L65 183L66 182ZM222 181H223V183H222ZM43 182L45 184H43ZM60 182L65 183L66 186L64 184H62V183L59 185ZM103 182H104L105 185H103ZM106 183H108V184H106ZM139 183L140 184L142 183L141 187H140ZM94 184H95V186H94ZM96 184H98V185H96ZM112 184H114V187H112L113 186ZM109 186H110V188H108ZM64 187H66V189ZM92 187H94V188H92ZM130 187H135L136 190H137V191L134 192L135 194L132 193L133 194L132 196H131V193H130V192H132V190H130ZM227 187H225V188H227ZM42 188L45 189V190H43V193L41 191ZM225 188L221 187V189H225ZM46 189H47V191H46ZM90 189H91V191H90ZM94 189H96V190H94ZM113 189H115V190L113 191ZM164 190H166V191H164ZM148 191H150V192H148ZM142 192L143 193L146 192V194H143ZM89 195H91V196H89ZM82 196L85 199L82 198ZM129 196H131V198H128ZM86 197H87L88 200L86 199ZM93 197L96 198V199H94ZM134 198H135V204L132 206L131 204H129V202H130L131 199H134ZM91 199H93V200H91ZM90 200H91L92 203L90 202ZM124 201H126V202H124ZM87 202H88L89 205L87 204ZM90 204H92L93 206H91ZM207 205L209 207H207ZM74 206H77V207H74ZM119 206L121 207V205H119ZM93 207H94L96 212L93 210ZM55 209H56V211H55ZM87 209L88 210L91 209V211H88ZM53 210H54V212H53ZM79 211H80L79 214L81 215V217H83V215H84V217L82 219L79 216V214L77 213ZM142 211L143 210H141L139 212H141L140 213L141 217L143 216L142 218H144L145 212L143 211L144 212L143 213ZM56 212H57V214H56ZM205 214L207 216H205ZM76 215H78V216H76ZM91 215H92V217H91ZM55 217H57V218H55ZM66 220H68V221H66ZM74 224H75V226H74ZM139 224H141V223H139ZM64 225H65V227H64ZM139 226L140 227H144L145 224H141ZM200 229H202V230L200 231ZM59 233H61V234H59ZM71 234H73V235H71ZM77 234L79 235V237H78ZM148 235H149L150 238H148ZM52 236H53V238H52ZM75 236H77L76 239L79 238V240H76ZM80 236L82 237L81 239H80ZM54 237L58 238L59 240L60 239L62 240V242L60 241L61 242L60 244H58L57 246L56 245L53 246L54 250L57 249L56 250L57 253L53 249L51 251L49 249H47L48 247H50V243H49L50 239L51 238L55 239ZM65 237H67V239H65ZM180 237H181V239H180ZM166 238H169L170 241L168 239H166ZM140 239H141V241H139ZM84 240H85V242H84ZM79 241H80L81 245H80ZM106 241H108V240L106 239ZM71 243H73V244H71ZM74 243L76 245H74ZM67 244H69V245H67ZM77 244H79V246H77ZM86 245H87V247H86ZM74 246H75V248H77L76 250L74 249ZM64 247L67 248V249H65ZM164 248H166V249H164ZM163 251H165V252L163 253ZM51 252L52 253L54 252V254H56L57 257H56V255L52 254ZM127 252H129V251H127ZM104 253H106V251L102 253L103 256L105 255ZM50 254L52 255V257H50ZM85 254L82 255V257L85 256ZM106 255H107V253H106ZM54 257H56V258H54ZM100 257L101 256L94 257L92 259L91 263L102 264V262H103L102 260H105L106 258L105 257H101V259H100ZM94 259H98V260H95L93 262ZM164 259H166V260H164ZM213 262H215V263H213ZM213 262L209 261V262L204 263V264H218V263L225 264L221 260H217V261L213 260ZM68 264H85V263H81V262H78V261H72L71 263L69 262ZM103 264H105V263H103ZM260 264H264V261H262Z\"/></svg>",
    "mask_w": 264,
    "mask_h": 264
}]
</instances>
